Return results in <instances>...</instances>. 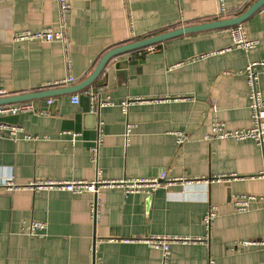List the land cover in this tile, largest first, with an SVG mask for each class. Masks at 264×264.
I'll list each match as a JSON object with an SVG mask.
<instances>
[{"label":"crops","instance_id":"obj_1","mask_svg":"<svg viewBox=\"0 0 264 264\" xmlns=\"http://www.w3.org/2000/svg\"><path fill=\"white\" fill-rule=\"evenodd\" d=\"M68 1L69 55L61 41L14 40L24 30L59 29L58 0L0 2V89L21 94L78 84L116 46L236 16L257 0ZM244 25L248 37L259 40L248 53L228 49L231 27L185 34L135 50L138 63L128 66L126 77L114 76L111 86L93 84L89 92L103 104L90 111L73 101L75 92L47 104L33 100L31 112L0 116L22 129L15 138H0V264H164L162 249L146 242L160 236L197 239L172 242L167 264H264V200L251 201L246 211L236 206L241 194L264 195V143L207 138L215 119L228 128L253 125L245 68L264 59V9ZM69 76L76 81L62 84ZM260 86L264 94V75ZM129 97L143 101L125 113L121 103ZM180 132L187 137L182 145ZM70 133H78L76 142ZM163 171L178 181L150 195L103 188L95 217L94 193L30 187L35 180ZM7 180L16 188L7 189ZM212 207L208 232L204 217ZM33 220L46 223L43 237L24 232Z\"/></svg>","mask_w":264,"mask_h":264},{"label":"built area","instance_id":"obj_2","mask_svg":"<svg viewBox=\"0 0 264 264\" xmlns=\"http://www.w3.org/2000/svg\"><path fill=\"white\" fill-rule=\"evenodd\" d=\"M10 1V0H0V2ZM12 1V0H11ZM59 9L61 14V24L59 29L55 30L52 27H43L38 30H24L15 34L14 40L17 41H61L65 47L66 52L69 55L70 52V34L68 29V14L71 9L70 2L68 0H58ZM222 1V0H221ZM222 13L224 12V6L221 8ZM232 44L228 49L240 48L246 53L250 52L259 44V40L256 38H249L246 32L244 23L231 27ZM69 64L71 62L69 61ZM264 75V59L251 61L247 64L245 68L246 82L249 91V108L251 111V116L253 120V125L249 128H228L225 123L218 119H215L212 124V131L207 135L210 140H226L233 139L237 141L251 139L256 144L262 145L264 143V94L260 86L261 77ZM76 81L74 76H69L67 79L63 80L62 84H72ZM88 93V92H86ZM10 95L4 89H0V97H5ZM73 101L78 103L80 101V95L76 94L73 96ZM91 101L95 106L98 104H103L99 96H91ZM143 101L140 98L129 97L122 101L121 108L126 113L129 107L135 102ZM51 100H48L50 103ZM35 110V106L32 101H22L18 103L2 104L0 105V116L4 115H14L18 113L31 112ZM132 126H128L127 135L131 132ZM21 127L17 125L7 124L0 121V138L4 136H12L15 138L21 131ZM69 133V132H68ZM71 141L76 142L78 133H70ZM24 136L28 139H38L37 135H31L25 133ZM177 142L179 145L184 144L187 137L184 133L177 134ZM94 154V160H97L98 146L91 148ZM264 178V173L261 174ZM177 179H171L168 177L166 171L161 172L157 176L153 177H123L114 180H104L102 178H97L95 180H80V179H47V180H35L30 184L31 188L34 189H58L65 190L75 194H81L84 192H91L96 195V199L92 203L91 211L92 216L95 217L98 214L99 203L97 195L99 192L106 187H121L124 189L126 195L134 193H145L153 194L159 188L167 186ZM5 186L9 190L16 188L12 180H7ZM263 199L264 195H254V194H241L236 198V206L239 211H246L249 209L250 203L253 200ZM216 215V208L212 207L208 210L204 217V225L206 230L209 232L211 230L213 218ZM46 223L33 220L30 225L24 230L26 234L31 236L45 235ZM194 238L191 237H178V236H160L154 237L146 242L156 248L162 249L164 253V264H167L168 258L170 256L171 250L170 246L172 242H192ZM260 244L264 245V235L259 240ZM93 264H102L101 261L94 260ZM209 264H215V260L210 259Z\"/></svg>","mask_w":264,"mask_h":264},{"label":"water","instance_id":"obj_3","mask_svg":"<svg viewBox=\"0 0 264 264\" xmlns=\"http://www.w3.org/2000/svg\"><path fill=\"white\" fill-rule=\"evenodd\" d=\"M262 9H264V0H257L243 13L236 16L176 26L159 34L116 46L101 56L93 72L82 82L66 87H51L35 92L10 94L5 97H0V105L18 103L22 101H33L40 98L47 99L45 102L47 104L48 99L51 97L77 92L80 93V101L85 107V110L90 111L92 107H95L91 101L92 94L89 92V90L92 88V85L95 84L97 87L111 86L113 84L114 76L120 77L124 75L126 77L128 74V66L131 64H136L139 61L136 59V55L134 53L135 50L153 46L170 38L185 34H193L210 29H221L226 27L230 28L244 23L251 16Z\"/></svg>","mask_w":264,"mask_h":264},{"label":"trees","instance_id":"obj_4","mask_svg":"<svg viewBox=\"0 0 264 264\" xmlns=\"http://www.w3.org/2000/svg\"><path fill=\"white\" fill-rule=\"evenodd\" d=\"M174 27H176V26H174ZM174 27H173V28H174Z\"/></svg>","mask_w":264,"mask_h":264}]
</instances>
